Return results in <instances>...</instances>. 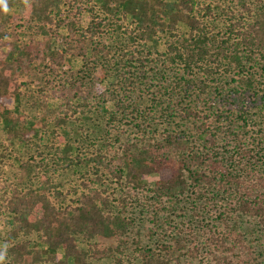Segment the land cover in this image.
<instances>
[{"label": "trees", "instance_id": "16d2710c", "mask_svg": "<svg viewBox=\"0 0 264 264\" xmlns=\"http://www.w3.org/2000/svg\"><path fill=\"white\" fill-rule=\"evenodd\" d=\"M233 3L250 17L238 18ZM215 6L230 13L234 37L218 39L207 33L201 10L210 12ZM10 12L0 10V119L9 136L40 139L36 125L41 118L47 127L54 121L63 132L50 149L57 162L61 158L72 165L68 151L80 143L64 125L73 119L79 104L97 110L111 98L115 103L112 119L119 114L128 118L140 106L137 96L145 93V87H110L114 69L108 62L116 59L118 65L124 56L131 60L130 42H138L151 54L164 40L161 63L180 78L160 94L172 95L170 114L177 111L193 119L195 139L180 131L149 135L143 128L142 137L121 140L109 153L97 149L88 160L94 163L89 180L82 182L69 203L61 190L47 188L46 180L34 186L24 184L25 177L19 173L13 182L0 178V219L8 231L9 264H92L78 235L99 242L113 239L110 246L101 242L104 246L95 250L112 257L113 263L108 264H264V0H100L99 4L31 0L25 16L35 23L26 39L17 36L16 40L7 37ZM86 13L90 21L84 24ZM73 57L87 59L83 68H64ZM135 58L134 68L147 66L148 57ZM244 58L257 59L259 71L251 72ZM125 61L123 82L133 84L136 72ZM147 72L140 71L141 77ZM199 73L204 76L199 78ZM217 77L228 88L210 96L209 82ZM26 80L42 84L37 87L41 97L36 98L42 111L29 126L17 127L13 110L29 96L30 88L23 89L30 83ZM194 94L200 98L197 106L191 105L193 99L183 105L185 97ZM50 96L60 99L56 111H48ZM246 97L253 100L256 121L248 122L246 110L240 115L242 123L234 128L229 118L233 110L222 108L230 99L239 102ZM50 130L55 134L54 128ZM43 161L30 157L20 166L30 178L33 166L45 167ZM79 163L74 165L84 168ZM155 172L160 176L150 187L147 178ZM110 180L124 187L116 204L108 195ZM141 195L148 197L143 204L138 203ZM134 204L144 209L142 216L150 215L148 224L141 218L145 220L143 236L138 231L136 236L128 233L129 226L134 232L133 217L118 212L119 206ZM249 219L254 223L252 230L245 226ZM60 249L64 259L57 258Z\"/></svg>", "mask_w": 264, "mask_h": 264}, {"label": "rangeland", "instance_id": "374dc122", "mask_svg": "<svg viewBox=\"0 0 264 264\" xmlns=\"http://www.w3.org/2000/svg\"><path fill=\"white\" fill-rule=\"evenodd\" d=\"M31 0H29L30 2ZM99 4L100 0H94ZM28 2V3H29ZM208 3V2H207ZM213 3V2H212ZM254 3H256L254 1ZM254 3H251V7L256 8V5ZM28 5V4H27ZM27 5L23 2V0H8V6L11 13V18L9 19V22L7 23V37H13L14 40H16L17 36H19L20 39H26L28 37V34L31 32L32 27L35 22H33V19L30 16H25V11L27 8ZM233 12H235L236 16L238 18H242L244 16V19L247 20V18L250 17L248 14V11L246 9L240 8L239 5L232 4ZM201 10V14L203 15V20L208 25V32L209 34H214L218 39L222 37H234L235 33L234 30L232 31V25L229 20L231 17L230 13H227L226 11H223L220 7H212V10L206 11ZM242 13V14H241ZM243 19V18H242ZM90 21L89 15L86 13L84 16L83 23L87 24ZM24 30L27 32L24 33ZM10 32V33H9ZM12 39V38H9ZM234 41V43L237 42V40H234L231 38V42ZM130 44V51L133 54V57L138 56H146L148 57V64L146 67H143L141 70L134 68L137 62V59L132 57L131 60H129L126 56L122 57V61H120L117 64L116 59L109 61V65L111 66L110 70L114 69L113 74L111 75V79L109 80V86L110 87H145V93H142L137 96L140 106L133 111L134 114L129 113L130 117H126L124 115L119 114L118 117H114L112 119V116L110 114V111L115 109V103L110 98L109 101H106L105 106L108 107L104 108V104H101V106L98 107L97 110L95 109H89L87 106H81L79 104L77 106V111L75 113V116L73 119L69 120L67 124L64 125V128L69 131L72 135V139H77L78 143L80 144H73L74 149L72 151H68L70 155V159H73L72 165H66L64 164L65 161H61V158L57 162V157L53 156L55 152L50 149V144L53 142L54 145H57L60 142V138L58 137V134L63 132V129L60 128L59 124H56L54 121H51L49 126H45L44 120L41 118L40 125L37 124V130H40L41 138H37V136H30V138H25L21 135L11 137L9 136V133L6 130L5 123L1 121L0 119V178H2L3 181L7 182H13V180H17L15 177L16 173H19L21 177H25L23 181L24 184L28 185H34L37 186L40 183H44L47 188L51 187V190L57 188L61 190L66 198V202L69 203L72 201V199L76 198V195L74 192L76 190L80 191V187L82 186L83 181L89 180L91 169L94 165L93 162L88 161L91 156H93L96 152V150H102L103 154L109 153L111 149H114L119 146L120 141L128 142V140H136L137 138H140L143 136L142 129L147 128L150 132L149 135H152L155 133H167L171 131H180L182 133H185L187 135H190L191 139L194 140L193 131H195L194 127V121L192 118H185L182 116V114L177 113V111H173L172 114L168 112L171 106H174V101L172 98V95H169L167 92L163 95L160 94L161 89L163 87H174L175 81L180 78V75L174 73L171 68H168L165 66V64L161 63V54L166 49V45L164 43V40H161L159 42L158 48H152L151 54L147 53V50L145 49V46H140L138 42L136 43H129ZM242 45L240 46V48ZM142 53H140V51ZM241 55L242 51L239 50ZM116 55H118L116 53ZM119 57V56H118ZM125 59H127L128 63H132L133 67L130 68V70H133L136 72V74L132 77L134 82L133 84H130L128 80L126 82H123L122 76L126 73V68L123 65V63H126ZM255 60H248L244 58V62L247 66V68L253 72V71H259L258 66L259 64L255 63ZM87 59L82 57H73L69 59V61L66 62L64 65L65 69H71L73 71H78L79 69L83 68V66L86 64ZM162 64V65H161ZM135 65V66H134ZM151 67V69H149ZM148 69L147 75L145 77H141L142 73L140 71L145 72ZM118 70V72H116ZM140 70V71H139ZM139 71V72H138ZM158 72V73H157ZM177 75L174 80L169 79L172 77V75ZM168 75V76H167ZM163 76V77H161ZM199 78L204 76L202 73L198 74ZM214 76V75H213ZM141 77V78H140ZM167 77V78H166ZM178 77V78H177ZM216 77V76H215ZM53 78L50 76V79ZM141 79V82H140ZM28 83L26 86H23V89L26 87L30 88V91H28V97L25 98V101L21 104L20 108L18 110H13L16 115L17 120V127L19 125H26L29 126L31 122H34L36 118L38 117V113L41 112V105L39 104L40 101L36 100V98H40L41 96L37 92V87L42 86V84H38V81L32 82L30 80H26ZM107 80V82H109ZM209 82V80H208ZM53 83V82H52ZM58 83V82H55ZM209 84L210 87L207 88L208 94L210 96H213L215 94H218L217 91L225 92L228 88L226 84L224 83L223 79L213 78V80H210ZM52 86L54 84H51ZM57 85L55 84L54 87ZM162 87V88H160ZM178 87V86H176ZM192 87H197L193 84ZM232 88L235 87L234 84L231 86ZM49 91L51 89L49 88ZM30 93V94H29ZM176 93V92H175ZM174 93V94H175ZM173 94V95H174ZM135 95V94H134ZM203 96V95H201ZM173 103L171 102V100ZM193 99L192 106L196 107L198 102L200 101V98H198V94H194L192 98L189 96L185 97V102L183 105L186 104V102H190V100ZM107 100V99H106ZM80 101V100H77ZM82 101V100H81ZM252 98L246 97L245 99H240L239 102H236V100L232 101L231 99L227 104L222 108V111L232 109L234 112L233 118L232 116L229 117L233 120V127L237 128V125H240L242 123V120L240 119V115L243 114V111L248 110L247 117L248 122L253 124V122L256 121V109L253 108L251 102ZM60 102V99H56L53 97L48 98V106L50 110L56 111V105ZM169 102V103H168ZM250 106H247V105ZM249 107V108H248ZM96 108V107H95ZM176 112V114H175ZM132 114V115H131ZM239 116L238 118H236ZM227 114L224 113L223 117H225ZM230 115V114H228ZM145 116H148L147 118ZM223 121H226L227 118H223ZM132 118V119H131ZM149 120V121H148ZM228 121L225 122L224 125H228ZM139 125V126H138ZM220 125V123H219ZM221 133H222V126L220 125ZM55 129V134L50 129ZM238 130H242L239 128ZM153 132V133H152ZM24 138V140L22 139ZM146 137V136H145ZM120 139V140H117ZM59 141V142H58ZM61 144V143H60ZM59 144V145H60ZM37 145H39L37 147ZM63 147V143L61 144ZM78 147V149H76ZM62 153V151L60 152ZM60 153L58 155H60ZM23 155V157L21 156ZM79 156L80 159H78L76 156ZM20 156L22 158H20ZM30 157H33L37 160H41V158L44 160L42 165H45L43 168H35L33 166L31 172L30 178L25 174L28 170L23 169L20 164L22 161V164L25 160H30ZM20 159V160H19ZM87 161L88 163L84 162ZM78 161V162H77ZM80 162V163H79ZM74 163L81 164L84 168L75 166ZM79 169V170H78ZM40 172V174H39ZM160 176L159 172L152 173L148 176L147 181L149 183V186H154L155 182L158 180ZM49 179V180H48ZM49 181V182H48ZM109 184L106 182V185L108 186V195L111 201L113 203H118V196L119 193L123 190V185L119 184L116 181H108ZM48 183V184H46ZM52 183V185H50ZM134 198L137 196H133ZM133 198V199H134ZM140 201L138 203H145L148 200V197L142 196L139 197ZM120 202V201H119ZM121 204V203H120ZM122 205V204H121ZM126 208H121L119 206L118 212H120L122 215L127 217H133V227L134 232L130 230V226L127 228L128 233L134 234L136 236V233H140L141 236H143L144 232V221L146 220V224L150 223L147 222V219H150V215L148 216H142L143 210L140 208L139 204H134L133 207L125 206ZM141 218H144L145 220H142ZM246 227H251V230L254 227V223L252 220H246L245 222ZM254 231V230H253ZM9 241L8 237V231L7 227L5 226V223H3V220L0 219V247L3 245H7V242ZM78 242L81 248L87 251L88 255L87 258L92 264H108L113 263L112 257L111 259L104 256L101 252H95V250L99 247L102 248L105 244V246H110L111 242L113 243V239L110 240H101L100 242L97 240V238H86L83 235H78ZM103 244H102V243ZM8 249V247H7ZM58 259H64V251L62 249L58 250L57 254ZM5 264H9L8 256L6 255ZM46 264H53L50 261L46 262Z\"/></svg>", "mask_w": 264, "mask_h": 264}, {"label": "clouds", "instance_id": "9594fccd", "mask_svg": "<svg viewBox=\"0 0 264 264\" xmlns=\"http://www.w3.org/2000/svg\"><path fill=\"white\" fill-rule=\"evenodd\" d=\"M23 2L27 5L29 0H23ZM0 10H2L5 14L9 12L8 0H0ZM7 247L8 246L6 244L0 247V264H5Z\"/></svg>", "mask_w": 264, "mask_h": 264}]
</instances>
